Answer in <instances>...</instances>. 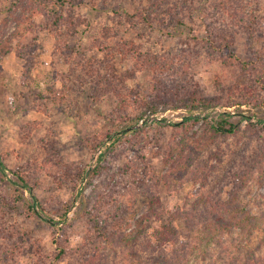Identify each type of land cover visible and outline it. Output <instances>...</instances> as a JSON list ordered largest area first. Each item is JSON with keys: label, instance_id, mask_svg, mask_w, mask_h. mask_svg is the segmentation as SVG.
Segmentation results:
<instances>
[{"label": "rangeland", "instance_id": "rangeland-1", "mask_svg": "<svg viewBox=\"0 0 264 264\" xmlns=\"http://www.w3.org/2000/svg\"><path fill=\"white\" fill-rule=\"evenodd\" d=\"M13 1L0 0V41L7 42L5 39L11 38L10 53L0 58V162L6 167L4 172L6 179L13 178L11 171L16 169L24 173L37 200L47 211L44 215H50L55 222H60L64 204L71 205L66 213L64 225L55 223L53 227L37 218L26 219L21 208L14 212L0 211V220L4 218L3 222L14 224V229L32 231V238L38 240L42 254L51 260L56 248L55 242L66 245L72 252L76 251L82 247L88 236L94 237V231L90 230L92 224L88 223L92 215L104 218L114 214L112 205L116 204L117 200H114V203L108 202L109 205L105 209H98L99 204L94 201L97 195L94 193L96 184L93 182L87 185L89 174L99 154L110 145L113 135L104 139L95 152L89 151L85 146L89 139L104 138L103 135L109 131L106 116L114 105L111 101L94 96L90 88L92 85L86 83L81 86L69 74L70 66L64 61L63 55L56 53L58 45L48 30L51 14L49 16L40 14L33 18L30 26L26 28L22 26L23 28L15 32L14 25L5 20L6 12ZM171 1L173 3H167L163 8L150 9L148 6L154 2L153 0H82L76 3L72 11L74 21L81 23L77 26L78 34L65 42L74 48L77 55L101 60L109 54V51H103L105 44L127 40L126 51L132 44L137 53L135 55L132 51L130 53L132 56L126 59H122L119 54L112 58L115 62L116 75L132 71L138 53L156 58L183 56L191 63L188 75L190 89L197 90L199 98L204 102L207 100L215 104L213 107L193 112L165 108L154 115L145 114L137 124L114 133L127 135L133 129L144 130L137 138L131 137L116 143L110 149L106 159L109 169L137 165L159 181L157 185L152 181L138 183L137 186L127 187L128 189L124 188L122 191L127 196L122 199L123 210L127 211L124 212L126 223L122 224L121 231L122 234L139 242H136L134 248L139 253L142 236L159 226L157 222L148 223L145 228L138 225L147 211L146 195L149 191L155 192L158 196L165 213L164 221L167 222L170 219L168 213L177 209L184 214L191 213L190 215L195 211L204 212L202 209H193L191 203L194 200H201L200 196L207 190L214 202L216 198L225 201L231 193L234 194V187L240 184L239 181L236 182V174L241 175L242 170L250 166V160L256 157L254 154L258 151L261 152V157L254 165L252 162L251 166L255 178L258 175L257 165L264 167L262 158L264 99L259 87L255 86V79V84L250 83V78L247 80L252 87L250 94H245L249 88L247 85L243 91H238V86H234L240 75L246 77V73L243 75L239 67L227 70L221 57L205 43L207 31L201 23L200 0ZM240 1L242 7L248 11V1ZM258 1L262 5L259 13L264 16V0ZM205 2L210 5L211 0ZM175 6L176 9L166 14L167 8ZM178 7L181 9L177 10ZM194 8L195 11H192ZM140 9L153 19L151 26H145L139 21L136 23L138 18L135 16ZM127 14L135 17L134 22H127L125 17ZM220 21L224 24L216 22L217 28L226 29L227 26V30H223L227 32H223L225 37L230 38L235 32L233 53L240 59L248 60L254 56L255 51H264V32L258 36H249L247 31L228 24V18ZM259 27L261 26L258 25L257 29ZM1 46L2 44L0 48ZM148 83L147 76L137 72L125 81L124 87L138 89L140 98L148 91ZM194 83L197 84L196 88L193 86ZM41 93L46 95L51 93V99H41L39 96ZM249 96L251 98H248ZM139 103L129 109L131 116L140 115L141 109L135 111ZM223 112L233 114L235 119H238L235 116L238 114L250 119H239L240 127L236 134L214 137L208 130L206 122L211 124ZM190 115L198 117L199 121L196 125L186 128V131L180 127L178 133L168 126L183 124L184 117ZM161 124L166 126H159ZM247 124L257 127V131L254 134L250 133L246 128ZM149 126L151 127L148 128ZM159 134L163 135L159 145L161 148L164 145V149H158L155 141ZM177 136L179 138L183 136L188 140L189 147L193 146L195 150L202 149L200 158L211 157L213 153H217V158H211L209 162L208 168L212 171L206 186L202 187L201 182L193 184L191 180L186 181V178L180 180L170 178L168 179L170 183H165L167 166L162 151L167 148V143L173 145ZM207 139H210V143ZM176 143L180 148L179 140ZM167 152L169 151L164 153ZM48 161L52 162L48 165ZM57 162L62 166L71 165L73 173L77 167L83 168L82 180L74 185L70 178L64 176L60 178ZM100 179L101 177L98 178V183ZM239 187L241 189L234 195H238L245 210L257 221L252 236L240 244L241 250L237 255L241 257L251 251L257 257H261L264 255V183L257 186L250 181ZM80 191L81 196L78 198ZM1 196L6 199L12 198L13 189L0 180V198ZM24 197L29 198L27 191L24 192ZM80 199H83L86 205L85 211L79 203ZM133 201L134 206L127 208ZM58 212L60 214H57ZM83 212L86 214L85 218L81 216ZM138 227L141 229L137 232ZM136 236L138 237L135 239ZM233 238H236L235 234L224 237L223 245L229 253L233 250L231 246ZM98 241L99 239L95 242L96 245H99ZM191 241L193 245H197L196 239ZM104 246L105 243L102 244V247ZM105 247L99 248L100 257L106 258L104 264H133L131 258L121 251L113 252ZM219 251L220 247L215 251V255ZM76 256L77 254L67 256L60 264H74ZM34 261L23 260L19 264H31ZM190 263L196 264L193 261Z\"/></svg>", "mask_w": 264, "mask_h": 264}, {"label": "trees", "instance_id": "trees-1", "mask_svg": "<svg viewBox=\"0 0 264 264\" xmlns=\"http://www.w3.org/2000/svg\"><path fill=\"white\" fill-rule=\"evenodd\" d=\"M81 1L14 0L6 12L7 16L5 20L14 25L15 32H18L20 28L30 26L34 17L40 14L46 16L51 14L52 19L48 24V30L58 45L56 53L63 55L64 61L70 66L69 74L81 86L86 83L92 85L90 88L94 96L111 101L114 105L113 109L106 116V124L110 128L109 131L103 135L104 138L95 137L89 139L85 146L89 151L95 152L104 139L113 135L110 145L99 154L96 164L89 174L87 185L93 182L96 184L94 193L97 195L94 201L96 200L97 204L100 205H98V209H105L109 205L108 202L114 203V200H117L115 201L116 204L112 205L115 211L111 217L109 215L100 218L98 217L99 215H92L88 223L92 224L90 230L94 231V237L88 236L82 247L78 250L72 252L66 245L55 242L56 248L55 252L51 255V260H48V257L42 254L38 240L32 238V231L14 229L15 225L3 222V218L0 220V264H19L23 260H35L31 264H60V262L65 261L67 256L73 254H77L74 258V264H104L106 258L100 257L99 253L101 250L99 248L105 249V246L113 252L121 251L131 258L133 264H191V261L196 264H264V255L257 257L251 251L241 257L237 255L239 250H241L242 245L240 246V244L252 236L257 220L250 215L249 211L245 210L238 195H234L241 189L239 186L246 182L251 181L257 184V186L263 185L264 167L257 165V179L253 173V169H251V166L261 157L260 151L254 154L256 157L250 160V166L244 168L241 175L236 174V182L239 181L240 184L234 187V194L231 193L225 201H222L221 198H216L214 202L209 194V190H207L200 196L201 200H194L191 203L193 209H202L204 211L202 213L195 211L193 215H190L191 213L184 214L177 209L168 213L170 219L165 222V213L160 206L158 196H156L155 192L149 191L146 195L148 200L146 205L147 211L140 219V223L137 224L145 228L148 223L157 222L159 226L152 228L151 232H145L144 236H142L140 253L134 250L135 244L138 241L122 234V224L126 223L124 212L127 211V209L123 210L122 199L127 198L126 194L122 192L124 188L135 187L138 183L145 184L146 181H152L154 185H157L159 181L150 176V172L147 173L144 169L141 170L137 165H125L121 168L109 169L106 165V159L110 154V149L116 143H121V141H126L131 137L137 138L144 130L133 129L127 135H114V133L119 129L130 128L137 124L145 114L154 115L165 108L185 109L188 112H193L213 107L215 104L206 99L208 103L204 102L199 98L197 90L192 91L190 89L191 83L189 82L190 77L188 75L191 70V63L183 56L156 58L148 54L141 55L138 53L133 70L116 75L115 62L112 58L120 55L122 59H126L132 56V54L130 55L132 51L135 55L137 53L131 43V47L126 51L127 40H123L120 43L114 41V43L108 42L107 45L105 44L103 51H109V54L101 60L95 57L86 58L81 54L77 55L74 48L65 42L78 34L77 26L81 23L74 21L72 11L76 7V3ZM153 1L148 8H163L165 4L173 3L171 0ZM247 1L248 11L242 7L240 0H211L210 5L205 0H200L201 23L207 31L204 41L214 53H217L221 57L227 70L239 67L242 69L241 73L243 75L246 73V77H241L240 75V78L235 82L234 86H238V91L246 90L245 85H247L249 88H247L245 94H250L252 87L247 81L250 78V83L255 84L256 81L255 86L259 87V92L262 93V99H264V51H253V57L248 60L240 59L238 55L233 53L235 32H233L232 37L227 38L223 35V32L227 30V26L226 29L223 27L217 28L216 24V22L224 24L220 20L228 18V24L237 27V29L247 31L249 36H258L263 33L264 16L259 13L262 5L258 0ZM177 6L167 8L165 10L166 14L176 9ZM178 9L181 8L178 7ZM192 11H195V8ZM125 17L127 22L130 23L134 22L136 17L138 18L136 23L141 22L145 26L152 25L153 19H151V16L146 15V12L141 9L137 11L135 17L128 14ZM258 25L261 27L257 29ZM103 30L106 33V29L104 28ZM10 39V37H7L5 39L7 42L0 41V44H2L0 58L10 53ZM18 56H20L19 52ZM137 72L146 75L149 82L148 91L144 96H140V98V91L138 89L124 87L125 81ZM193 86L195 87L197 84L194 83ZM48 95L41 93L39 96L43 100L44 98L51 99V93ZM248 98L251 97L249 96ZM257 102L259 103L258 100ZM136 103H139V107L135 111L138 112L141 109V113L140 115L131 116L129 109ZM235 116L238 119H235L233 114L229 112H223L211 124L206 122L211 135L214 137L221 135L232 136L239 131V119H250V117H245L242 114ZM198 119V117L190 115L184 117L183 124L176 123L168 126L179 133L180 127L185 128L186 131V128L196 125L199 121ZM259 122H263V120H259ZM159 126L164 127L166 125L161 124ZM246 128L252 134L257 131V127L253 125L247 124ZM162 138L163 135L159 134V137L155 139L158 149H164V145H162V148L159 145L162 142ZM178 140L179 145H181L180 148L178 143H176ZM207 142L210 143V139H207ZM167 145L165 151L169 152L164 153L165 151H162L164 163L167 166L165 183H170L168 181L170 178L174 180L186 178V181L191 180L193 184L201 182L202 187L206 186L212 171L208 168V165L211 158H217V153H213L211 157L200 158L202 149L195 150L193 146L189 147L188 140L184 139L183 136L180 138L178 136L175 137L174 144L167 143ZM185 150L188 151L185 152ZM262 152L264 153V151ZM262 158L264 159V154ZM49 162L52 161H48V165L50 164ZM56 165L58 166L57 170L60 178L63 176L64 178H70L74 181V185L82 180L84 174L83 168L77 167L73 173L71 165H65V167L60 162H57ZM5 170L6 167L0 162V180L6 182L13 189V197L6 199L4 196H1L0 211L14 212L18 208H21L23 209V216L26 219L37 218L54 227L57 222L50 215H44L47 211L37 200L24 173L20 169H16L15 171H11L13 178L6 179ZM99 177L101 179L98 183ZM233 177L235 178V175ZM26 191L28 192V199L24 197V192ZM80 196L81 191L78 194V198ZM199 202L202 203L200 204ZM79 203H81L85 211L86 205L83 199H80ZM134 204V201L131 202L127 208H132L131 206H134ZM70 205L71 203H65L62 210L63 213H57L60 214L59 223H63V225ZM85 215V212L81 214L83 218H85ZM141 227H138L136 231L140 230ZM233 234L236 235V238H233L231 242L233 250L231 251L232 253H229V250L225 249L223 241L225 240L224 237H230ZM182 238L185 239L183 240ZM97 239L100 241H98L99 245L95 244ZM195 239L197 245L191 243V240ZM104 243L105 246L102 247ZM219 247L220 251L215 255V251Z\"/></svg>", "mask_w": 264, "mask_h": 264}, {"label": "water", "instance_id": "water-1", "mask_svg": "<svg viewBox=\"0 0 264 264\" xmlns=\"http://www.w3.org/2000/svg\"><path fill=\"white\" fill-rule=\"evenodd\" d=\"M76 193H77V190L75 191V195H74V197L76 196Z\"/></svg>", "mask_w": 264, "mask_h": 264}]
</instances>
